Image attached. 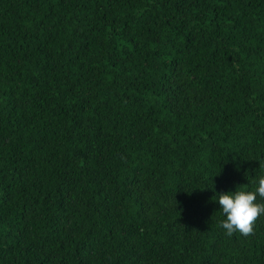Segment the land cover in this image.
Instances as JSON below:
<instances>
[{
	"label": "trees",
	"instance_id": "16d2710c",
	"mask_svg": "<svg viewBox=\"0 0 264 264\" xmlns=\"http://www.w3.org/2000/svg\"><path fill=\"white\" fill-rule=\"evenodd\" d=\"M260 162L264 0H0V264H264Z\"/></svg>",
	"mask_w": 264,
	"mask_h": 264
},
{
	"label": "clouds",
	"instance_id": "9594fccd",
	"mask_svg": "<svg viewBox=\"0 0 264 264\" xmlns=\"http://www.w3.org/2000/svg\"><path fill=\"white\" fill-rule=\"evenodd\" d=\"M264 169V163L260 162ZM257 186L254 190H240L220 192L218 199L220 211L226 217L220 221V227L231 237L235 233L244 236L254 234V223L257 218L264 216V175L258 181H252Z\"/></svg>",
	"mask_w": 264,
	"mask_h": 264
}]
</instances>
